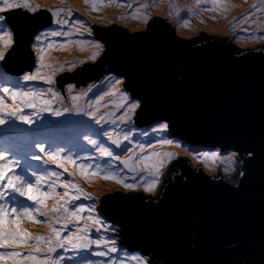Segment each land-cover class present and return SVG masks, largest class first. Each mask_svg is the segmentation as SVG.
I'll use <instances>...</instances> for the list:
<instances>
[{"label": "water", "instance_id": "obj_1", "mask_svg": "<svg viewBox=\"0 0 264 264\" xmlns=\"http://www.w3.org/2000/svg\"><path fill=\"white\" fill-rule=\"evenodd\" d=\"M16 11L7 19L15 43ZM23 16L41 28L40 14ZM98 32L106 46L101 67L76 78L101 76L107 67L123 73L143 104L140 125L164 120L191 146L234 152L239 166L220 175L179 155L156 193L103 195L99 209L120 223L121 244L154 264H264V42L236 49L226 37H203L192 44L158 18L147 31L123 25Z\"/></svg>", "mask_w": 264, "mask_h": 264}, {"label": "rangeland", "instance_id": "obj_2", "mask_svg": "<svg viewBox=\"0 0 264 264\" xmlns=\"http://www.w3.org/2000/svg\"><path fill=\"white\" fill-rule=\"evenodd\" d=\"M30 3L39 5V7L35 10V12H29L24 10L23 8H19L18 11L20 14L18 15V23L20 30L18 31V41L15 43H12V45L6 49H3L5 52L11 48V50H8V53L6 55V64L5 60L0 61V67L3 65L5 66L4 72H0V83H2L3 87H14L17 82L23 84L22 77L25 74H28V71L33 68H36L37 65V51L33 47L34 44H36V36L40 35L41 33H49L46 39H44L43 44L41 45L46 49L44 54V65L45 69L47 70L44 73V76H51L50 71L56 67L58 64V61L60 62L63 60V71H54V74H52V78L54 80L53 86L57 92L60 94L66 95L68 93L69 88L76 89L77 87H84L85 85L92 86L94 91L88 92V99L83 100L81 99L76 103L75 106H79L81 104L87 105V100H90L94 94L95 90L97 88H105V85H107V89H111L112 82L119 80L122 81L121 83L116 85V88L122 90L127 94L129 97V102H137L136 99H133L130 97V94L127 90L124 89L126 86V79H124V74H115L111 70L104 69L103 75L98 77H80L76 78V75L71 76L74 72H80L83 68L84 71L80 73V75L88 73L90 71L99 69L101 66H95L94 68H89L91 65L94 66L96 62L99 60H102L104 58L103 56V47L102 43L99 41L98 34H100L99 30H105L113 27L123 26L126 29V32H137V31H144L147 27V25L153 20L154 17H160L161 18H167L169 21L168 23H172L171 30L174 29V33L181 38L187 39L191 37H195L199 33H203L205 37L208 38H223L226 37V41L236 47V49L245 48L254 44H258L261 42H264V32H261L257 30L255 27H259V25L264 23V0H237L236 2L229 3L230 4H239L247 5V8L244 11H239L236 15L237 22L241 23L237 28L230 30L227 29V27L230 25L229 22H226L225 27L218 28V36L214 35H207V32L204 30V28H208L207 26L202 25L201 21L199 20L198 16L195 14L189 15L187 12L186 7H182L178 4L177 0H105V3L103 6L100 4V0H29ZM95 2L97 10L93 11L90 5ZM204 3V6L208 8L209 10L219 12L221 9V3L222 0H215L213 1H202ZM120 4L122 6H117V4ZM159 3L162 4V6L168 10V14L171 16H165L164 13L159 12L158 10L154 9V6H157ZM48 9H51L52 11L61 10L62 15L60 17L61 20L67 21L66 24H61L56 22V18L53 17L52 12L48 11ZM155 11V12H150ZM9 11H6L4 13H0V16H2L4 19L3 21H0V26L10 29L12 31L13 27L10 22L7 21L9 19ZM16 11V12H18ZM67 13H71V15H67ZM25 15H35L40 14L43 17V23L41 25V28L34 31L31 28V23L34 21L32 17H26ZM116 14H120L119 17L116 16ZM250 14V15H249ZM123 19H122V17ZM217 17L219 18L220 25L223 24V22L227 21V18L221 17V15L217 14ZM246 17V18H244ZM244 18V19H242ZM202 19V18H201ZM79 21L85 25V27L80 28L79 24H75L74 22ZM191 22L195 23L196 26L191 28L189 25ZM68 25H71L70 28H68ZM186 26L187 30L189 32L182 33L181 30L183 26ZM242 28L246 29L243 30ZM56 31L60 33H71V35H57L52 36L50 35L51 32ZM211 31V30H210ZM250 32V33H248ZM103 35V33H101ZM222 37H219L221 36ZM104 36V35H103ZM86 37V39H84ZM70 38H74L78 41H83L84 43L82 45L88 44V50L91 53V56L94 53H98L96 55L95 59L93 60L90 56L87 60H80L78 62V59L80 58V54L83 52V48L80 46L77 48V43L74 42L72 45L73 47V55L71 56V60L69 62H77L78 68L75 70V68H71L70 70H67V65L64 63L65 58L69 56V51L64 52L63 48H60L58 46L60 45H68L71 46V43L69 42ZM14 39V37H12ZM16 40V37H15ZM108 40V39H107ZM61 41V42H60ZM109 41V40H108ZM198 41V42H202ZM93 42V44H92ZM51 43L55 45L56 47L52 49H48L47 45ZM112 47V43L109 41ZM99 44L100 48L97 49L93 45ZM26 46L30 48L32 51H28L26 49ZM104 47L106 49V46L104 44ZM0 48H2V42H0ZM50 54V55H49ZM30 55H33L31 57ZM49 55V56H48ZM95 62V63H94ZM99 64V63H98ZM50 66V67H49ZM22 71V73H20ZM64 72H67L63 74ZM63 74V75H62ZM68 74V76H67ZM18 75V76H17ZM17 78L19 80H17ZM27 87L37 89L38 86L34 82H28ZM52 86V88H53ZM64 88V93H62L61 88ZM71 93H68V96H70ZM44 100L45 97L38 98V100ZM51 99V97L47 98ZM62 99H65V97H62ZM8 103H11L9 100ZM103 105H107L104 107ZM53 106L55 107V101L53 103ZM74 106V105H73ZM99 108V111L97 112V115H103L104 113H114L115 115L112 117V120L115 122H105L102 121L103 129L108 130L112 134V139L118 138L120 141V147L119 150L114 149L112 147V143L108 141L107 136H100L98 129H92L89 130L93 133V138H99L104 142V144L109 147L115 154L120 155L121 160L122 159H129V168L133 169L132 171H129L128 168H126L123 164L120 163V161L113 162L115 167L118 170V173L120 176H124L127 178V183H137L140 181L133 180L132 177L134 175L140 174L142 177L145 178L144 181H149L150 176L149 173L154 171V168L152 167L156 162H160L163 160L164 167L162 168V174L159 176V181L156 184L155 188L151 191H145V188L142 186H137L134 189L132 188H126L122 185H119L115 183L112 180H101L99 177H92L88 176L87 179L85 177H82L81 175H78L76 178L78 181V185L80 188L83 189V193H81V196H84V194H91L92 197H94V201L91 200L90 202H83L82 204L84 206L93 205L94 209L97 211L96 216L94 219H98L100 223L103 226H105L104 231H102V236L108 240L109 247H116V244L118 241L122 242L121 237V228L120 223L119 224V230L115 227L113 222H108L107 219L104 217V215L101 213L99 209V197L102 198V195L107 194L110 190H121V191H143L146 193H156L162 182L163 179L170 173L173 163L176 162L179 155L189 156L193 157L192 153L199 152L187 149V144H184L179 139H176L173 134H171L166 128V130L158 131L164 123L167 125V122L164 120L158 119L156 121L147 123L146 126H137L136 132L133 130L129 132H123V131H115L111 130L113 128H121L119 125L120 117L124 111L127 105L124 107H120V100L118 96H105L104 100L101 101V105L97 106ZM140 107H137L138 109ZM136 109L134 112L130 114L131 118L134 120V116L136 114ZM25 111H32L29 109H26ZM42 119L37 121V126H43L45 131L44 135L49 136L53 133H56V136L52 139V141H49L52 144H61L65 146L66 152H68L69 155L75 154L74 158L77 160V163H103L104 159L103 157H100L99 160L93 159L88 160L84 159L85 157H99V153L93 148L91 144L88 143L87 138L84 136V133L82 131H79L78 136H75L73 134V129L77 130L80 127V124L73 123L71 128H69V131L73 135L72 142H68V144H62L60 143V139L62 138L63 134L61 133V130H65L67 128L66 124L69 122V119L65 116L60 117H54L50 116L47 112H44L42 114ZM134 120V125H135ZM18 126H22L19 125ZM26 126V125H25ZM130 127V125H129ZM27 128V126H26ZM28 130V129H27ZM101 130V128H100ZM160 132L159 134H156L154 136L153 132ZM117 135V136H116ZM127 135L128 139L125 140L124 136ZM116 136V137H115ZM43 137V136H42ZM14 136L12 134H9L5 130H0V150L2 149H12L13 152L15 151L17 144L14 143ZM103 138V139H102ZM12 139V140H11ZM23 137H18L17 142L19 140H22ZM161 139H168L174 142L173 145L165 146V148H172L173 153H175V157L171 160L164 158L167 153L162 155L160 153V150L162 147L160 143ZM77 140V141H75ZM123 142V144H122ZM129 144V145H128ZM175 144H179L182 147H176ZM6 145V146H5ZM15 145V146H14ZM14 146V147H13ZM141 146H143V151H141ZM77 147V148H74ZM126 149V150H125ZM210 154H216L217 158L213 161L211 158L208 160H205L203 163L218 172L220 175L225 174L227 172L233 171L235 169H238V162L236 160V155L233 152L227 153V152H221L220 154H217L218 149H213ZM156 153H159V156L155 155ZM164 153V152H163ZM171 153V152H169ZM202 155V154H200ZM144 157H152V160L145 161V165L142 166V161H144ZM159 157V158H158ZM33 164V167H36L38 169H42L43 166L40 165L38 162H31ZM68 171L72 172L78 171L74 165L72 164H66ZM54 169V166H52ZM119 167H122L121 170ZM56 171H62L61 169H54ZM91 171V170H90ZM166 171H168L167 175ZM102 194V195H101ZM101 195V196H100ZM84 199H81L78 201V203H81ZM50 203H56L55 200L51 199ZM111 203V202H110ZM113 212H118L116 209H114L112 206L108 207ZM94 210V211H95ZM62 211V210H61ZM92 211V212H94ZM95 213V212H94ZM39 225V224H38ZM42 236L46 237L50 234V228H47L46 230L42 229V226H39ZM61 228V223H60ZM62 236H67V232L62 230ZM81 237H85L84 240L91 241V244H93V247H95V244L92 242V238L89 234L86 235V232L82 234ZM114 240V244L110 241ZM81 242V241H80ZM70 246H68L69 248ZM67 248V249H68ZM89 248V247H88ZM17 251H21L25 254L30 250L28 248H19L15 249ZM60 251V250H59ZM59 255V254H56ZM138 255L142 261H146V259L140 255L138 252L135 253H126L122 255L121 262L123 261L124 264H128V261L131 256ZM121 262H116L115 264H121ZM96 263V262H94ZM99 264H102L101 261L98 262ZM61 264H63L61 262ZM146 264L148 262L146 261Z\"/></svg>", "mask_w": 264, "mask_h": 264}, {"label": "snow or ice", "instance_id": "obj_3", "mask_svg": "<svg viewBox=\"0 0 264 264\" xmlns=\"http://www.w3.org/2000/svg\"><path fill=\"white\" fill-rule=\"evenodd\" d=\"M105 0H100L101 6H103ZM117 6H122L119 3ZM39 5H35L29 2V0H0V13H4L9 10L23 8L29 12H35ZM90 7L93 11L97 10L96 3L93 2ZM57 23L66 24L67 21L61 20V10L52 11ZM71 15V13H67ZM250 15V14H249ZM246 18V17H244ZM242 18V19H244ZM3 17L0 16V21H3ZM79 24L80 28L85 25L79 21L74 22ZM187 26V25H185ZM71 35V33H60L53 31L50 33L52 36L57 35ZM49 33H41L36 36V49L37 65L35 71L29 74H25L22 77L23 84L17 82L14 87H0V130H7L9 134L14 137H24L17 142L14 139V143L17 144L15 151L12 149L0 150V264H61L65 259L62 255H55L57 250L67 251L68 246H71L73 250L87 249L91 241L80 243L85 237L77 236V232H84L85 228H76L75 231L69 229V224L75 222L79 223L81 220V213L94 211V206H84L83 204L75 205L74 202L81 199V193L83 189L77 185L74 180L64 178L63 173H67L68 177H72L74 173L68 172L65 167L66 164H72L80 172L85 179L88 176L99 177L101 180H112L115 183L122 185L126 188L134 189L138 185L136 183H127V178L120 176L117 168L115 167V161H120L129 171L133 169L129 168V159L121 160L120 155L115 154L109 147H107L102 140L98 137L93 138V133L85 131L84 136L87 138L88 143L99 153V157H85L84 159L99 160L100 157L105 158L103 163H77L74 158L75 154L69 155L65 150V146L61 144H52L46 139L41 137L44 135V127L37 126V121L41 120L42 114L47 112L50 116L60 117L65 113H72L73 109L67 107L60 108L54 107L53 103L59 99V93L51 87L45 90H36L34 88L27 87L28 82L39 81L47 85H52L54 80L51 76L42 75V70L45 67L44 54L46 49L42 47L44 39L47 38ZM13 32L10 29L0 26V42H2V48H0V61L5 59V51L13 43ZM78 44L82 45L84 42L79 41ZM99 49V44L93 45ZM56 47L49 43L48 49ZM63 48L64 45H60ZM98 53H94L92 59L94 60ZM77 62H68V67L72 68ZM50 67V66H49ZM54 71H63V66L59 69H53ZM122 81L116 80L112 82L111 89L97 88L94 96L87 102L86 108H75V105L82 98L87 96V92L78 93L71 96L76 114L89 117L95 125H101L102 121L112 122L114 113H104L103 115H97L101 105V101L105 96H118L120 100V107L125 108L124 113L118 117L121 122L125 121V117L129 116L132 112L139 107L138 102H129V97L125 92L116 88V85ZM93 91L92 89L88 90ZM69 92L72 89L69 88ZM51 96V99H44L42 104H38V98ZM11 103H8V101ZM106 107L107 105H103ZM26 109L32 111H25ZM77 123H83L78 121ZM19 125H26L27 131L18 128ZM167 125L164 124L158 131L166 130ZM100 136H107L108 141L115 144L116 147H120L119 140H113L112 134L108 130H99ZM127 140V135L124 136ZM160 143L173 145L174 142L168 139H161ZM176 147H182L179 144H175ZM126 150V149H125ZM143 151V146H141ZM155 155L159 156V153ZM193 158L200 162H204L211 158L213 161L217 158L216 154H197L192 153ZM167 159L171 160L175 157V153H167ZM145 161L150 157H144ZM38 162L43 166L42 169L33 167L31 162ZM62 169L56 171L53 169ZM154 171L149 173L150 180L144 181L143 178L139 182V186L145 188V191H151L155 188L159 181V176L162 174V168L164 167L163 160L159 164L152 166ZM91 170V171H90ZM243 175V173H241ZM136 179L135 176L132 177ZM57 188L64 189L63 193L57 191ZM75 190V191H72ZM85 199L93 200L90 194H84ZM53 199L56 203L50 209L48 214L42 209L47 208L46 201ZM62 210V211H61ZM62 218V219H61ZM88 219H93L89 215ZM22 220H29L33 224H48L50 226V234L44 236H34L20 227ZM61 223V228H57L55 225ZM94 223H100L98 219L93 221ZM63 231H69V235L62 236ZM99 231V229H97ZM87 235V233H86ZM114 244V240L110 241ZM101 241L97 240L96 245L100 247ZM28 248L30 251L27 254L17 251L15 249ZM117 252L115 247H107L103 251H95L92 253L98 257H107L110 253ZM135 261L136 264H146V261H142L137 256H131L128 264ZM103 264H115L114 261H105ZM121 264H124L122 261Z\"/></svg>", "mask_w": 264, "mask_h": 264}, {"label": "bare ground", "instance_id": "obj_4", "mask_svg": "<svg viewBox=\"0 0 264 264\" xmlns=\"http://www.w3.org/2000/svg\"><path fill=\"white\" fill-rule=\"evenodd\" d=\"M177 1H178V4L179 5H181L182 7H186L187 12H188L189 15L195 14L196 16H198V18L201 21L202 25L208 27L206 29L204 28V30L207 32V35L210 34V35H214V36H218V34H217L218 33V28L225 27V22H229L230 23V25L227 27V29L233 30V29L237 28L241 23L237 22L236 15H237V13L239 11H244L247 8V5H242V6H240L239 4H230L229 5V3H233L232 0H222V3H221V6L222 7H221L220 11L216 13V11H213L212 12L211 10H209L208 8H206L204 6V3L202 2V1H213V2H215V0H177ZM154 9L158 10L161 13H164L165 16L166 15L169 16V17L171 16L170 14H168V10L165 9L162 6L161 3H159L157 6H154ZM150 12H155V11H151L150 10ZM155 13H157V12H155ZM217 14L221 15V17H223V18H227V21L223 22V24L220 25L219 18L217 17ZM116 16L119 17L120 14H116ZM122 19H123V17H122ZM152 22H153V20L150 23H152ZM189 26L191 28H193V27L196 26V24L193 23V22H191V24ZM70 27H71V25H68V28H70ZM255 28L257 30L261 31V32H264V23L261 24V25H259V27H255ZM181 32L182 33H187L189 31L187 30L186 26H183ZM204 36H205L204 34L203 35H200L199 36V41H201ZM84 39H86V37ZM194 41L195 40H193V42ZM69 42L71 43V46H69L68 51H69L70 54L73 55L74 53H73V47H72V45L74 44V42L77 43L79 41L78 40H75L74 38H70ZM92 44H93V42H92ZM87 45H89V43L88 44H85V45H80V44L77 43V48H79L80 46L83 48V52L80 54V58L78 59V62L80 60H87V59L90 58L91 53L88 50V48H85V47H88ZM67 47H68V45H65L63 47V51L64 52H67ZM99 61L95 64V66L98 65ZM64 63L68 66V62L67 61H65ZM58 64L59 65H57L53 69H59L61 66H63V60L61 62L59 60L58 61ZM74 67H78V65L75 64ZM46 71L47 70L45 68H43L42 75H44V73ZM65 73H67V72H64L63 74H65ZM74 75L79 76L80 73L74 72L71 76H74ZM67 76H68V74H67ZM17 80H19V79L17 78ZM37 86L40 87L41 90H45V89H48L50 87L52 88L53 84L52 85H47V84H44L42 82L37 81ZM52 89L55 90L54 86H53ZM89 89H92L94 91V89L92 88V86L85 85L84 87H77L76 89H72V92H71V95L70 96H68V93H70L69 92V89H67L68 90V93L66 95L60 94L58 92L59 93V99H57L55 101V107H60V108L67 107L69 109H73V112L72 113H65L63 115V116H65V117H67L69 119V122L66 124L67 128L65 130H61V133L63 134V136L59 140L60 143L67 145L68 142H72L73 135L69 131V128H71V126H72L73 123H76L77 125L80 124V127L77 130H74L73 129V131H72L75 136H78V134H79L78 132L79 131H82L84 133L85 131H89V130H92V129H98V130H100L101 125L103 126L102 122H101V125H95L94 122L89 117L81 116V115L76 114L75 108H86L87 105L86 104H81L79 106H75V108H74L73 102L71 100V96L72 95H75V94H78V93L87 92V96L84 97V98H82L83 100H86V99H88V92H89L88 90ZM49 97H51L50 94L47 95V96H45L46 99L49 98ZM62 97H65V99H62ZM42 102H43L42 99L41 100H37V103L38 104H42ZM78 121H83V123H77ZM119 125L121 126V128H113L111 130L123 131V132H129L130 129H131V131L133 130L134 132H136V130H137V128L134 126L133 118H131L130 115L125 117V121L124 122L119 121ZM129 125H130V127H129ZM18 128L24 129L25 131H27V128H26L25 125L18 126ZM5 131H7L6 128H5ZM44 131H45V129H44ZM153 133H154V136H156V134H159L160 132H155L154 131ZM55 136H56V133H53L52 135H49V136L43 135V137H41V138L42 139H46L48 141H52V139ZM75 141H77V140H75ZM122 144H123V142H122ZM161 145L164 146L161 149H159L160 150V153L162 155H164L165 153H169V152L173 153L172 150L174 151V149H172V148H170V149L169 148H165V146H167V144H161ZM74 148H77V147H74ZM162 155H160L159 157H161ZM164 158L167 159L166 156H164ZM151 160H152V157H150V159L147 160V161L150 162ZM159 163L160 162H158V161L156 162V164H159ZM144 165H145V160L142 161V166H144ZM173 165H174V163H173ZM65 167L67 168V166H65ZM121 168L122 167H119L120 170H121ZM61 172H63V170ZM72 173H74V171H72ZM63 175H64V178L74 180V182L77 185L79 184L78 181H77V179H76L78 177V175H80V172L79 171H75V173H74V175L72 177H68V174L67 173H63ZM134 176L136 177L135 180H137V181H141L142 178H143V180H145V178L142 177L140 174H137V175H134ZM136 184L139 185V182H137ZM57 191L62 194L63 191H64V189L57 188ZM72 191H75V190H72ZM111 191H113V190H111ZM81 199L86 200L84 197H81ZM50 201H51V199L47 200L46 201L47 208L42 209L43 211H45L48 214H51L50 213V209L55 204V203H50ZM78 201H75L74 204L75 205L82 204V203H78ZM94 212L95 213H93V212H90V213L84 212V214L81 213V220H80V222L78 224L75 223V222L71 223L70 226H69V229L71 231H75L76 228H85V225H86L87 227L85 228V231L84 232H86L87 234H89L91 236V238L95 241V244H96V241L97 240H100L101 241L100 247H98L96 250H94L90 254H84L83 251H82V249L81 250H73L71 248V246H70L69 247V250L64 254V256L67 257V260L70 263H78V262L85 263V262H88L89 264H95L93 262L94 260L101 261L102 264L105 261H114L115 263L116 262H118V263L121 262V260L123 258H121V254H120V252L118 250H117V252L110 253L107 257H98V256H95V255L92 254L95 251H103V250H106L107 247H109V245L107 244L108 243V240L102 236V231H104L107 228H105V226H103L102 224H98V223H94L93 222L95 220L94 217L97 214V211L96 210ZM89 215H91V217L93 219H88ZM39 226H42V229L43 230H46L47 228H50V226L48 224H39V225L38 224H33L29 220H22L21 223H20V227L22 229L26 230L27 232H29L30 234H32L34 236H42V232H41L40 228H38ZM55 226L57 228H60V223L58 222ZM97 229H99V231H97ZM68 235H69V231H68ZM77 236H81V232H77ZM120 238H122V237H120ZM96 246L97 245H95V247ZM110 247H112V246H110ZM136 256L139 257L138 255H136ZM128 259H130V258H128ZM131 264H136V262L135 261H132Z\"/></svg>", "mask_w": 264, "mask_h": 264}, {"label": "clouds", "instance_id": "obj_5", "mask_svg": "<svg viewBox=\"0 0 264 264\" xmlns=\"http://www.w3.org/2000/svg\"><path fill=\"white\" fill-rule=\"evenodd\" d=\"M154 18H160V17H154ZM161 19H167V18H161ZM168 19H167V23H168ZM149 25L150 24H148L147 25V27H145L146 29L144 30V31H147V29L149 28ZM168 27H169V29L171 28V23H168ZM114 28V27H113ZM243 30H246V29H244V28H242ZM171 30V29H170ZM173 33H174V31H173V29L171 30ZM137 32H139V31H137ZM248 33H250V32H248ZM175 34V33H174ZM200 35H203V34H201V33H199L198 35H196L195 37H191V38H187V39H185V40H187V41H189L190 43H199L198 41H199V36ZM205 37V36H204ZM219 37H222V35L221 36H219ZM205 38H208V37H205ZM184 39V38H183ZM208 39H210V40H212V39H216V38H208ZM193 40H195L194 42H193ZM203 40V39H202ZM99 41L102 43V47L104 48L103 49V55H104V53L106 52V49H105V47H104V42L102 41V40H100L99 39ZM204 41V40H203ZM202 41V42H203ZM234 46V45H233ZM236 48V47H235ZM95 63V62H94ZM97 63V62H96ZM95 63V64H96ZM95 66V65H94ZM94 66H90L89 68H94ZM96 66H98V65H96ZM105 69V68H104ZM103 69V70H104ZM106 69H108V67L106 68ZM82 71H84L83 69H81V71L80 72H76V73H81ZM113 73H115V72H113ZM115 74H117V73H115ZM118 74H120V73H118ZM103 75V74H102ZM124 79H126L125 78V75H124ZM127 81V80H126ZM127 86V85H126ZM127 89H125V87H124V89L125 90H127L128 92H129V94H130V97H132L133 99H136V101L138 102V104H139V107L141 108L142 106H143V104H142V102H141V100L139 99V98H137V97H133L132 95V92L131 91H129L128 90V87H126ZM140 108H138V109H136V114H135V116H134V120H135V123H136V125L137 126H142V125H140L139 124V118H137L138 117V115H137V113H138V110L140 109ZM134 120H133V122H134ZM168 130H169V132L171 133V130H170V128H169V125H168ZM172 134V133H171ZM175 138L176 139H179L178 137H176L175 136ZM180 140V139H179ZM181 141V140H180ZM184 144H187V149H191V150H194V151H197L198 152V150L197 149H194V148H210L211 150H210V152H199V154H210L211 152H215V151H212L213 149H218V148H214V147H210V146H205V147H198V146H191V145H189L188 143H186V142H184V141H182ZM216 152H218L217 154H220L221 152H231L230 150H224V151H221V150H219L218 149V151H216ZM237 156V155H236ZM175 164V163H174ZM174 166V165H173ZM167 173H168V171H166V174H165V176L167 175ZM169 174V173H168ZM168 176V175H167ZM166 176V177H167ZM165 177V178H166ZM164 181H165V179H163V182H162V184H161V186L163 185V183H164ZM161 186H160V188H161ZM159 188V189H160ZM102 213V212H101ZM103 214V213H102ZM105 217V216H104ZM106 218V217H105ZM107 219V221L109 222V219L108 218H106ZM111 222H113V224L115 225V227L117 228V230H119V222L118 223H115L114 221H111ZM120 228H121V226H120ZM89 247H93V245L91 246V243H90V245H89ZM98 248V247H97ZM97 248H87V249H84V251H83V253L84 254H90L91 252H93L94 250H96ZM116 248H117V250L118 251H120V250H123L124 252H126V253H135V252H138L140 255H142L143 257H148V256H146V254L144 253V252H142V251H138V250H130V249H127L123 244H121V242L120 241H118V243L116 244ZM149 259H150V257H149ZM93 262H96L95 264H99L98 262V260H94ZM150 262H151V264H154L152 261H151V259H150Z\"/></svg>", "mask_w": 264, "mask_h": 264}, {"label": "trees", "instance_id": "obj_6", "mask_svg": "<svg viewBox=\"0 0 264 264\" xmlns=\"http://www.w3.org/2000/svg\"><path fill=\"white\" fill-rule=\"evenodd\" d=\"M225 24H226V22H225ZM143 33V32H142ZM139 34V33H138ZM127 82V81H126ZM126 82H124V84L126 83ZM127 85V84H126ZM127 86H125V89H127L126 88ZM61 88V87H60ZM61 90H63V87L61 88ZM194 149H197L198 150V152H210V148H194ZM229 153V152H228ZM84 197V196H83ZM86 202H90L91 200H89V199H86L85 200ZM109 222H111L110 220H109ZM96 245V244H95ZM96 248H97V246H96Z\"/></svg>", "mask_w": 264, "mask_h": 264}]
</instances>
